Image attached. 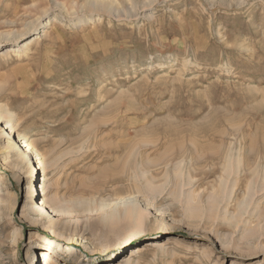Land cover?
I'll use <instances>...</instances> for the list:
<instances>
[{
    "label": "rangeland",
    "instance_id": "rangeland-1",
    "mask_svg": "<svg viewBox=\"0 0 264 264\" xmlns=\"http://www.w3.org/2000/svg\"><path fill=\"white\" fill-rule=\"evenodd\" d=\"M0 123V264H264V0H0Z\"/></svg>",
    "mask_w": 264,
    "mask_h": 264
},
{
    "label": "bare ground",
    "instance_id": "bare-ground-1",
    "mask_svg": "<svg viewBox=\"0 0 264 264\" xmlns=\"http://www.w3.org/2000/svg\"><path fill=\"white\" fill-rule=\"evenodd\" d=\"M26 47H27V45H26ZM3 137L8 139V144H7L8 156L4 160H0V165H3L4 168H11L13 170H15V169L19 170V168L22 169L23 167L28 165L31 169V174L34 175V172L37 171L38 168L35 166L34 162H32V160H31L32 158L29 160L30 156L32 157L34 154V147H33L32 143H30L28 140L22 138L21 136H17L16 139L13 137L11 138L9 135V130H8L7 125L4 123H0V140ZM1 179L2 178L0 176V180ZM41 190H42L41 193H43L42 194L43 197L37 202L38 206L35 205L33 208V212L36 213V216L32 221V227L34 229H40L42 234L38 233L39 237L41 239H43L45 242L50 243L45 234L50 231V225L53 222L51 211L48 209L51 202L48 198V192L46 191V187L41 186ZM38 193H39V191H38ZM29 194L32 196L33 199L37 198V196L35 195V193L32 192V190H30ZM31 196L28 195V197H31ZM139 198L140 197L137 194H125V195L121 196L119 202L129 201V202L135 204V203L139 202V200H140ZM149 204H150V202H149ZM131 208L127 207V209H130L129 212L133 213V211L135 209L133 211H131L132 210ZM118 209L119 208H117V211H114L113 215L119 216L118 215L119 214ZM129 212H127V213H129ZM40 249L45 250L44 247H42ZM64 250H66L69 253H73L76 251L74 246H67ZM41 257H42V261L44 264H49L50 259H49L48 255L46 254V252H42Z\"/></svg>",
    "mask_w": 264,
    "mask_h": 264
}]
</instances>
